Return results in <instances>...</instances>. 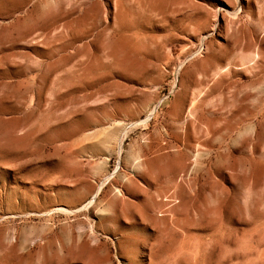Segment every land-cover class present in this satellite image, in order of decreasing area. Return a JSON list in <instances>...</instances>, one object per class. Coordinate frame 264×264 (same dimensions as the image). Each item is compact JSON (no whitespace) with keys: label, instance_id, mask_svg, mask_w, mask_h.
<instances>
[{"label":"rangeland","instance_id":"374dc122","mask_svg":"<svg viewBox=\"0 0 264 264\" xmlns=\"http://www.w3.org/2000/svg\"><path fill=\"white\" fill-rule=\"evenodd\" d=\"M0 264H264V0H0Z\"/></svg>","mask_w":264,"mask_h":264},{"label":"bare ground","instance_id":"6f19581e","mask_svg":"<svg viewBox=\"0 0 264 264\" xmlns=\"http://www.w3.org/2000/svg\"><path fill=\"white\" fill-rule=\"evenodd\" d=\"M141 1V0H140ZM145 2V1H144ZM148 3V2H147ZM125 28V27H124ZM128 28V27H127ZM125 31V30H124ZM122 38H126V37H122ZM122 40V39H121ZM125 41H127V39H124ZM99 58V56H98ZM101 58V57H100ZM69 62V61H68Z\"/></svg>","mask_w":264,"mask_h":264}]
</instances>
